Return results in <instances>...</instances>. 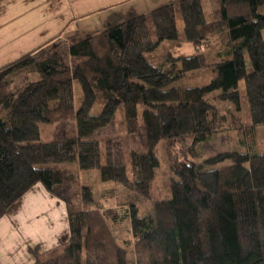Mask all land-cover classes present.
Instances as JSON below:
<instances>
[{"label":"trees","instance_id":"trees-1","mask_svg":"<svg viewBox=\"0 0 264 264\" xmlns=\"http://www.w3.org/2000/svg\"><path fill=\"white\" fill-rule=\"evenodd\" d=\"M209 4L211 21L203 0H179L0 69V219L18 211L36 181L68 204L69 240L48 259L32 248L33 264H264V152L255 147L260 134L264 140V0ZM213 40L220 51L211 63L203 52L180 53L185 43L199 51ZM166 41L151 61L147 54ZM207 65V84L169 86ZM74 81L83 94L78 108ZM118 110L128 135L145 128L141 150L129 149L127 163L116 161L115 136H97ZM70 120L75 136L42 128ZM229 128L247 151L200 160L199 145ZM162 142L170 160L165 194L157 190ZM63 163L74 164L66 193L59 190L64 170L51 166ZM93 169L114 186L94 194L80 178ZM141 198L152 213L140 215Z\"/></svg>","mask_w":264,"mask_h":264},{"label":"crops","instance_id":"crops-1","mask_svg":"<svg viewBox=\"0 0 264 264\" xmlns=\"http://www.w3.org/2000/svg\"><path fill=\"white\" fill-rule=\"evenodd\" d=\"M178 1L0 0V69L26 53L69 44ZM69 238L66 200L36 181L18 211L0 219V264H33L32 248L49 255Z\"/></svg>","mask_w":264,"mask_h":264},{"label":"rangeland","instance_id":"rangeland-1","mask_svg":"<svg viewBox=\"0 0 264 264\" xmlns=\"http://www.w3.org/2000/svg\"><path fill=\"white\" fill-rule=\"evenodd\" d=\"M204 3V8L206 12V16L208 20H214L216 16L213 14L209 0H203ZM258 11L260 13L264 12V5L261 6ZM178 23L180 26V30L183 33V22L181 19V16L178 15ZM263 36H264V31H263ZM170 42L166 41L163 43V45L154 53L147 54L148 58L151 61H155L159 56L163 54V52L166 51L168 48ZM220 51V44L219 41L213 40L212 43L210 44L209 48H204L202 50H195L193 45L191 44H184L182 50L180 53H184L186 55H195L197 53L203 52L207 55L208 57V63L213 62L214 60L218 59L217 52ZM248 62V65H250V61L247 58L246 59ZM212 75V68L210 65L204 66L200 69H196L193 71H190L186 73L184 76H181L177 79H175L169 86H176V85H190V86H195V85H205L210 81ZM34 79H36L38 76L37 74L33 75ZM23 77H21L18 81H21ZM239 89L242 93V103L243 107L245 108V112L247 111V104H246V96H245V84L243 81L240 82ZM74 105L76 108L79 107V105L82 102L83 99V94L81 90V85L78 81H74ZM229 106V105H228ZM102 110V105L101 104H96L92 110L93 114H99ZM2 109L0 108V113ZM244 112H242V116L244 118V122L246 124H250V119L249 116H244ZM42 128L48 132L51 131L55 136H75L77 134V127H76V122L74 120L70 121H64L58 124H51V123H45L42 124ZM145 128L142 126L140 129L139 134L135 136H130L127 134L125 131V124H124V119L121 110H118L116 113L114 120L112 124L104 129H101L97 132V136H108V135H113L116 137L117 144H116V161L118 163H127V151L129 149H134L136 151H140L143 143L145 141ZM255 147L260 150V152H264V140L262 138V134L259 135L257 139V143L255 144ZM247 147L243 146L241 144L240 137L238 135V132L234 128H229L223 132L218 133L213 139L206 141L202 144L199 145L198 147V155L199 159L203 160L207 157H212L215 156L219 153L229 151V150H238L241 152L247 151ZM160 158L162 160V167L160 174L158 175V182H157V190H159L160 193H166L168 191V180H167V175L166 171L167 168L169 167L170 160L167 158V151L164 146V142H162L158 148H157ZM231 162L229 160L225 162H221L215 165H210L206 166V168H219L223 165L230 164ZM73 163H63V164H52V167H59L64 170V183L61 185L59 190L61 192L66 193L69 189V170L71 167H73ZM80 178L82 183L85 185L90 186L94 194H97L105 189L111 188L114 186V183L111 181H103L101 178V172L99 169H93V170H88V171H82L80 174ZM120 197L126 196V194L129 192L124 187H120ZM145 199L141 198L139 201H137L138 206L140 208V215H144L146 213H152L153 208L152 205L146 206L143 201ZM143 204V205H142ZM148 204V203H147ZM114 205L113 202H105L104 206L109 207ZM148 207V208H147ZM126 228H130L129 222H125L122 225L121 230H125ZM51 256L48 255L46 256V259L50 258Z\"/></svg>","mask_w":264,"mask_h":264},{"label":"bare ground","instance_id":"bare-ground-1","mask_svg":"<svg viewBox=\"0 0 264 264\" xmlns=\"http://www.w3.org/2000/svg\"><path fill=\"white\" fill-rule=\"evenodd\" d=\"M60 214V213H59ZM60 216V215H59Z\"/></svg>","mask_w":264,"mask_h":264}]
</instances>
